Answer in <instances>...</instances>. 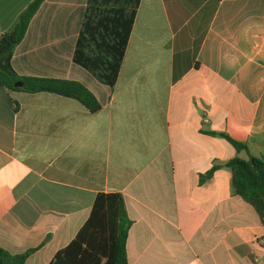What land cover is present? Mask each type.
<instances>
[{
  "label": "crops",
  "instance_id": "1",
  "mask_svg": "<svg viewBox=\"0 0 264 264\" xmlns=\"http://www.w3.org/2000/svg\"><path fill=\"white\" fill-rule=\"evenodd\" d=\"M30 1L0 0V35ZM86 1L44 0L10 63L79 81L97 111L0 85V248L48 264L115 192L128 264H264V227L225 165L264 156V0H140L112 87L72 61Z\"/></svg>",
  "mask_w": 264,
  "mask_h": 264
},
{
  "label": "trees",
  "instance_id": "2",
  "mask_svg": "<svg viewBox=\"0 0 264 264\" xmlns=\"http://www.w3.org/2000/svg\"><path fill=\"white\" fill-rule=\"evenodd\" d=\"M44 0H32L19 13L12 30L0 35V85L9 91L51 92L78 100L89 111L99 109L93 93L75 80L17 74L10 59L15 46L25 36L29 22ZM140 0H87L72 61L97 81L112 87ZM235 149L243 148L225 135ZM231 171V187L256 211L264 227V156L244 160L233 157L226 162ZM213 166L199 178L208 179ZM131 224L119 193L98 192L89 216L74 238L59 249L48 264H128L125 241ZM32 252L10 253L0 248V264H25Z\"/></svg>",
  "mask_w": 264,
  "mask_h": 264
}]
</instances>
